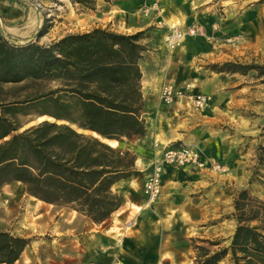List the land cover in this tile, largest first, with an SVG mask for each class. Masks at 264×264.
<instances>
[{"label":"rangeland","instance_id":"1","mask_svg":"<svg viewBox=\"0 0 264 264\" xmlns=\"http://www.w3.org/2000/svg\"><path fill=\"white\" fill-rule=\"evenodd\" d=\"M10 1L13 2L5 6L12 12L6 10L4 15L9 22L2 26L0 21V140L13 130L24 132L46 121L70 124L61 118L69 120L86 115L85 104L68 92L71 89L91 90L94 82L107 78H135L149 50V37L144 30L135 28L151 25V18L145 17L144 9L156 2L160 10L163 7L169 26L178 25L186 31L190 27L202 29L198 36H188L173 50H169L163 40L167 54L161 63L165 84L172 83L178 91H186L188 97L201 94L209 98L208 106L201 111L184 109L181 103L177 106L185 135L183 140L172 144L201 149L209 159L224 164L229 170L227 174L215 176L196 169L167 168L161 196L149 208L159 201L173 199L207 201L213 204L216 227L212 236L204 233L209 222L188 225L186 234L192 238L193 247L189 255L195 264V246L213 251L216 248L210 246V242L216 240L228 246L236 228V223L228 218L234 212L237 193L248 189L264 199V167L256 161L257 148L264 146V84L254 78V72L249 76L216 73L213 66L227 62L253 63L254 59L264 62V4L261 0H213V11L206 10L201 15L206 19L213 13L212 19H206L207 23L200 22L198 11L212 2L112 0L116 4L119 1L127 10L115 8L114 13L123 16L122 22L116 19V24L109 23L108 16L104 25L99 22L88 25L87 22L98 19L96 11L81 6L73 8L67 0ZM35 1L46 8L42 18L36 19ZM156 19L152 26L156 22L164 24L163 16ZM153 41L156 42L155 38ZM42 116L46 119L40 122ZM199 123L203 126L201 130ZM4 148H0V155ZM24 154L22 150L19 159ZM13 178L12 169L0 168V183L9 181V185L4 184V189L0 190V229L43 244L47 251L44 264L93 263L97 259L94 254H89L85 262L80 261L81 247L76 241L70 243V248H66L65 239L49 246L52 236L59 235L68 221L75 225L77 214L67 207L33 199L22 190V183ZM144 180L135 181L132 189L125 190L119 184L114 189L124 201H143L146 206L148 203L142 193ZM132 230H127L128 235ZM55 247L61 249L60 254L54 253ZM37 250L28 249L15 264H33L32 254L37 255ZM219 264L229 263L224 260Z\"/></svg>","mask_w":264,"mask_h":264},{"label":"trees","instance_id":"2","mask_svg":"<svg viewBox=\"0 0 264 264\" xmlns=\"http://www.w3.org/2000/svg\"><path fill=\"white\" fill-rule=\"evenodd\" d=\"M69 1L74 7L96 9L97 0ZM136 71L135 78H107L94 82L91 90L68 91L87 109L86 115L61 118L70 124L46 121L24 132L13 130L0 144V148L5 146L0 168L12 169L13 179L26 186L30 197L67 207L97 225L107 222L124 205L115 185L130 179L136 170L138 154L123 145L145 137L148 130L141 70ZM213 71L242 76L254 72V78L264 84V62L256 59L247 64L214 65ZM105 140L120 145L113 147ZM22 150L25 154L19 159ZM256 161L264 167V146L257 148ZM7 183L1 182L0 187ZM233 208L228 219L236 223V228L230 244L222 246V240L210 242L216 248L213 251L195 246V264H219L224 260L229 264H264V199L243 189L234 197ZM31 241L0 229V264L17 263Z\"/></svg>","mask_w":264,"mask_h":264},{"label":"crops","instance_id":"3","mask_svg":"<svg viewBox=\"0 0 264 264\" xmlns=\"http://www.w3.org/2000/svg\"><path fill=\"white\" fill-rule=\"evenodd\" d=\"M155 1L160 3L159 0ZM203 1L212 2V5L207 3L208 7H201L198 11L200 22L207 23L206 19L208 17L212 19L213 13L209 14L206 19L201 15L206 10L213 11V0ZM12 2L10 0H0L2 26L9 22V18L4 16L7 14L6 10L12 12L9 9L10 7H6L5 4ZM67 2L74 8L69 0ZM68 4L65 5L66 8H69ZM158 5L156 2L155 5L151 6L153 10L150 17L145 16L151 18V25H148L147 28H135V30H144L145 35L149 37L147 39L149 50L143 64L140 65L142 94L145 102L144 116L148 130L145 137L128 144L129 146H135L132 151L138 154V160L132 177L118 183L125 190L127 188L132 189L135 181L141 178L146 180L151 175L146 174L147 171L152 173L154 166L160 160L154 148L156 142L163 144L160 141L162 140L170 144L183 140L182 136L185 135V132L181 127L184 121L177 116V106L181 103L184 109L191 110L190 102L184 98L170 107L164 106L160 99L161 89L166 78L161 66L163 65L161 64L162 61H164L163 58L167 56L164 52L165 43L163 40L169 23L164 17L163 7L160 10ZM115 8L127 10L119 1L116 4L115 2L107 3L104 0H97L96 9L91 11H96L98 19L96 22L90 21L87 24L91 25L99 22V24L104 25L107 23L105 18H108V16L110 17L109 23L116 24L118 19L122 22L123 16L114 13ZM34 13L36 19L43 17L36 11ZM162 16L164 24L159 25L156 22L152 26L153 21ZM76 25L78 24L76 23ZM154 38L156 42L153 41ZM199 125L201 130L203 126L200 123ZM5 141H0V144ZM22 185V190L26 192V186ZM4 187L5 185H2L0 190H3ZM148 208L149 205L146 204L145 206L143 201H124L121 210L113 214L107 221L109 223L106 227H104V224L107 222L97 225L91 219L74 211L77 214L75 225L72 226V221H68L69 223L64 225L63 230L58 233L59 235L52 236V242L49 243V246H53L54 242L60 243L61 240L65 239L66 248H70V243L76 241L81 247L82 259L80 261L85 262L89 254H94L97 257L91 264H194L192 257L189 255L193 252L192 238L187 236L186 228L188 225L192 226V223L202 225L209 222L204 227L207 230L204 233L208 232L207 234L213 236V228L216 227L215 222L213 223V204L207 201H177L173 199V201H159L157 205ZM79 228L81 229L78 230ZM131 228L133 229L132 233L128 235L127 230ZM117 230L120 232L117 233ZM28 249H30V252L35 249L39 250L37 255L32 254L31 263L37 264V262H40V264H44L43 260L47 251H45L43 244L39 245V243L31 241L25 252ZM60 251L61 249L55 247L54 253L56 255L60 254ZM68 256H72V254Z\"/></svg>","mask_w":264,"mask_h":264},{"label":"built area","instance_id":"4","mask_svg":"<svg viewBox=\"0 0 264 264\" xmlns=\"http://www.w3.org/2000/svg\"><path fill=\"white\" fill-rule=\"evenodd\" d=\"M33 7L39 15H46V8L41 2L35 1ZM152 10V7L144 9L145 16H149ZM166 28L165 43L169 50L178 47L188 36H198L200 30H202L196 27H190L186 31L178 25L172 27L167 26ZM186 94V91H178L172 83H166L161 89L160 99L164 106L170 107L174 106L180 99L187 98L188 102H190V108L194 111L204 110L208 106V97L201 94H194L188 97ZM154 148L160 160L156 163L150 177L144 181L142 187L143 196L149 206L156 204L161 196L163 178L167 168L196 169L217 176L227 174L229 170L224 164L214 159H209L201 149L195 147L156 142Z\"/></svg>","mask_w":264,"mask_h":264},{"label":"bare ground","instance_id":"5","mask_svg":"<svg viewBox=\"0 0 264 264\" xmlns=\"http://www.w3.org/2000/svg\"><path fill=\"white\" fill-rule=\"evenodd\" d=\"M45 119H46V117H45V116H42V117L39 118V121L41 122V121H44ZM48 119L50 120L51 118H48ZM80 131L85 132V133H89V132L84 131V130H80ZM96 136H97V135H96ZM105 141H108V140H105ZM110 144H111L113 147H117L118 142H116V141H110ZM128 148L131 149V150H134L135 146H134V145H130ZM32 198L35 199L34 197H32ZM35 200H37V199H35ZM38 201H39V200H38ZM190 262H191V261H190ZM190 262H189V263H190Z\"/></svg>","mask_w":264,"mask_h":264},{"label":"water","instance_id":"6","mask_svg":"<svg viewBox=\"0 0 264 264\" xmlns=\"http://www.w3.org/2000/svg\"><path fill=\"white\" fill-rule=\"evenodd\" d=\"M82 132V131H81ZM96 135V134H95ZM107 142L108 144H110V141H105ZM111 145V144H110ZM120 144L118 143L117 146H119ZM125 148L127 147V143L125 142L124 145H123Z\"/></svg>","mask_w":264,"mask_h":264}]
</instances>
